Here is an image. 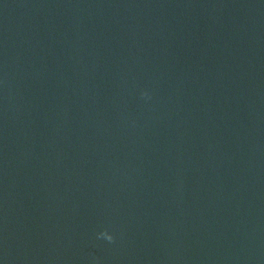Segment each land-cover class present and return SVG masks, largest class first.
Here are the masks:
<instances>
[{"label":"water","instance_id":"obj_1","mask_svg":"<svg viewBox=\"0 0 264 264\" xmlns=\"http://www.w3.org/2000/svg\"><path fill=\"white\" fill-rule=\"evenodd\" d=\"M0 264H264V0H0Z\"/></svg>","mask_w":264,"mask_h":264},{"label":"clouds","instance_id":"obj_2","mask_svg":"<svg viewBox=\"0 0 264 264\" xmlns=\"http://www.w3.org/2000/svg\"><path fill=\"white\" fill-rule=\"evenodd\" d=\"M100 235L106 237L109 241H111V240L113 239L112 235H110V234L107 233L106 231L100 233Z\"/></svg>","mask_w":264,"mask_h":264}]
</instances>
